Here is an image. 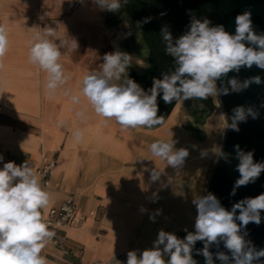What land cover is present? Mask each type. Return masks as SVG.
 <instances>
[{
	"label": "crops",
	"instance_id": "0c3cea01",
	"mask_svg": "<svg viewBox=\"0 0 264 264\" xmlns=\"http://www.w3.org/2000/svg\"><path fill=\"white\" fill-rule=\"evenodd\" d=\"M102 15L94 0H0V24L9 41L0 58V168L27 161L37 173L43 157L55 161L47 186L37 173L52 197L43 211L71 198L86 219L79 228L58 232L57 245L45 246L46 264H126L129 251L139 257L153 248L160 230L184 239L192 232L188 193L198 175L195 159L210 152L212 139L221 134L222 122L219 128L211 117L197 122L189 110L193 105L184 106V100L152 130L122 129L86 107L83 96L74 104L71 96L79 94L82 76L101 70L97 58L103 48L117 51L110 45L114 36L101 32ZM45 27L78 44L76 50L61 49L70 78L54 94L46 88L47 73L29 61L32 36ZM130 58L136 73H143L147 62ZM76 130L82 139H75ZM157 140H173L175 149L188 150L181 168L151 154ZM152 170L161 173L155 182Z\"/></svg>",
	"mask_w": 264,
	"mask_h": 264
},
{
	"label": "clouds",
	"instance_id": "9594fccd",
	"mask_svg": "<svg viewBox=\"0 0 264 264\" xmlns=\"http://www.w3.org/2000/svg\"><path fill=\"white\" fill-rule=\"evenodd\" d=\"M94 2L102 10L116 11L120 8V0ZM250 16V12H245L236 17L235 35L226 32L222 25L210 27L207 19L192 20L190 30L175 43L171 34L165 32L166 52L175 58L178 66L171 74H164L162 79L154 78L149 92H145L134 80L126 78V68L131 59L129 55L119 51L106 53L101 70L85 73L78 85L79 94L71 96V100L79 104L80 96H83L87 101L86 107L90 106L97 116L105 120L114 119L126 130L154 128L163 123L162 118L157 116V97L161 93L165 103L203 100L221 93L227 95L229 87L217 88L216 82L221 77L231 71L239 72L241 67L256 65L264 69V35H257L253 31ZM245 42L255 47L246 46ZM8 45L7 29L0 24V58L7 52ZM77 47L75 39L58 37L56 29L51 27L33 34L29 61L47 73L46 88L50 94H54L70 78L61 63V49L76 50ZM261 82L259 76L243 82L233 77L228 85L231 91L239 92L252 83ZM65 94H68V90H65ZM233 113L232 122H226V127L235 131H239V122L246 121L249 115L254 119L258 115L251 108L246 110L243 106L233 109ZM73 136L80 140L83 133L76 130ZM174 143L173 140H157L150 145V152L166 161L168 166L179 169L189 152L185 148L175 149ZM234 147L239 160L236 170L240 177L235 181L232 195H235L237 188L254 183L264 171V163L254 162L253 152H244L239 145ZM206 154L201 153L202 156ZM219 155L227 161L225 153L220 151ZM160 174V171L152 170L150 178L155 182ZM51 199V194L42 187L40 177L27 161L21 165L10 161L0 168V264H46L41 252L55 233L50 230L43 210L48 208ZM192 203L198 213L194 233L189 232L184 239H180L174 233L160 230L153 248L144 250L139 257L137 251H129L126 264H197L192 257L197 241L204 243L198 254L205 257L206 264H213L209 247L212 244L218 246L221 241L231 252V259L224 252L216 253V258L222 264H253L264 257V249H255L241 234L242 228L250 222L260 224L264 193L240 200L230 211L221 206L211 193L196 197ZM156 214H160L159 210ZM149 218L155 220L154 216ZM164 256L169 259L165 261Z\"/></svg>",
	"mask_w": 264,
	"mask_h": 264
},
{
	"label": "water",
	"instance_id": "95a60500",
	"mask_svg": "<svg viewBox=\"0 0 264 264\" xmlns=\"http://www.w3.org/2000/svg\"><path fill=\"white\" fill-rule=\"evenodd\" d=\"M126 7H130V16L138 12L139 17L131 16L132 21L144 22V18H148L146 13L153 18L158 19L161 26L170 27L172 33L182 36L183 32L190 30L192 20L203 21L207 19L210 21V27L222 25L226 32L235 35L236 31V17L245 12H250V19L252 21L253 31L257 35H264V0H120ZM112 18L105 20L106 27L119 26L120 31L111 40L110 45L117 51L126 53L131 56L127 45L134 44L137 47V61H146L147 51L142 47V39L140 35L135 34L129 37L127 34L128 24L117 23L114 19L115 11H110ZM151 17V18H152ZM150 18V17H149ZM153 20L156 25L157 20ZM151 21V20H150ZM118 24V25H116ZM139 29V26H137ZM173 41V40H172ZM130 43V44H129ZM246 46H252L247 42ZM159 49L153 50L149 48V54L163 56L164 60L160 62V73L171 74L178 66L166 56L169 57L165 48L167 44L164 37L157 42ZM148 49V48H147ZM258 50V49H257ZM167 54V55H166ZM167 59V60H166ZM155 72L154 66L149 62V68H143V73H136V65L129 64L126 68V78L134 80L145 92H149L153 85L152 74ZM259 76L261 78L260 84L252 83L246 89L239 92L231 91L228 81L233 77L240 82L245 79ZM159 79V78H158ZM152 80V81H151ZM217 88L229 87V94H219L220 102L223 105L226 122L231 124V117L233 116V109L238 106H243L246 110L251 108L258 115L254 119L248 116L246 121L239 122V131H235L230 127H226L224 138L220 147V151L227 155V161L218 154L216 164L210 176L205 195L209 193L215 195L219 200L221 206L226 210H231L232 206L245 198H254L264 193V171L255 180L254 183H249L246 186H241L235 190V195H232L235 181L240 177V173L236 170L239 160L236 158V145L244 152H253V160L257 163H264V69L253 65L251 68L241 67L239 72L231 71L227 76L221 77L216 82ZM150 94V93H149ZM162 99V93L159 95ZM179 101L173 100L171 103H164V110L160 111L158 105L157 116L164 121L175 105ZM225 122V123H226ZM154 126V128L158 127ZM154 128H142L152 130ZM239 215V211H237ZM240 224L239 221H236ZM241 234L244 235L246 241H249L251 246L255 249H264V210H261V222L256 224L250 222L245 228H242ZM204 247L202 241H197L192 250V257L197 261V264H206L205 257L198 254V250ZM209 251L213 254V264H222L216 258L217 252H224L231 259V252L224 247L223 241L212 244ZM253 264H264V257Z\"/></svg>",
	"mask_w": 264,
	"mask_h": 264
},
{
	"label": "flooded vegetation",
	"instance_id": "af4514ba",
	"mask_svg": "<svg viewBox=\"0 0 264 264\" xmlns=\"http://www.w3.org/2000/svg\"><path fill=\"white\" fill-rule=\"evenodd\" d=\"M130 7H126L121 1H120V8L115 11L114 13V19L117 23L122 24H128L127 28V34L129 37H133L135 34L140 35V38L142 39V47L146 49L147 51V56H146V67L149 68V62L154 66L155 72L152 74V80L155 79H162L163 75L160 73V62L164 60L163 56H156L153 54L152 56L149 54V48H153V50L159 49V46L157 42L164 37V33L168 32L172 36V42L175 43V41L180 37L177 35V33H172L170 27L167 28L164 26H161V24L158 23V19L153 18L152 16L147 15L148 18H144V22L140 23L139 21H132L131 16L134 17H139V13L135 12L130 16ZM150 17V18H149ZM152 17V18H151ZM157 20L156 25L153 22V20ZM151 20V21H150ZM118 25V24H116ZM139 26V29L137 28ZM189 31L186 30V32H183V35L186 34ZM130 44V43H129ZM167 44L163 47L166 50ZM148 48V49H147ZM126 49H129L131 54L136 55L137 47L134 44H130L126 46ZM168 54V53H167ZM166 54V55H167ZM168 59H170L172 62H175V58L172 57L171 55L166 56ZM167 60V59H166ZM151 80V81H152ZM190 103L193 105V107H189L190 113L194 114L196 121L199 122L203 118L205 120L209 119L210 117L213 118V121L216 119L224 120L226 122V115L225 111L223 108L222 103L220 102V96L219 94L217 96H209L207 99H188L184 100V106H187V104ZM157 104L159 105V110L163 111L164 110V103L162 100H160V96L158 95L157 97ZM201 108V109H200ZM224 122V123H225ZM226 125V123H225ZM223 126V124H222ZM226 130V129H225ZM165 258V261H167Z\"/></svg>",
	"mask_w": 264,
	"mask_h": 264
},
{
	"label": "rangeland",
	"instance_id": "374dc122",
	"mask_svg": "<svg viewBox=\"0 0 264 264\" xmlns=\"http://www.w3.org/2000/svg\"><path fill=\"white\" fill-rule=\"evenodd\" d=\"M111 18H112V15H111L110 11L103 10L102 21H101V23H102L101 24V32L104 34H109L110 36L113 35L115 37L118 34V32L120 31V27L119 26L106 27V25H105V20L111 19ZM114 51L115 50H111V49L108 50V48H103V50L99 53V56L97 58L99 64L102 65L103 56L106 53H111ZM218 119L213 121V124L216 125L217 128H219L218 126H219L220 122H222L223 126L220 129L221 134L212 139V140H214V143L212 146V150H210V152L208 150H206V153H207L206 155L197 156V159H195L196 160L195 164L199 168L198 169V175L196 176L197 178L195 180V184L190 187L189 193L187 192L189 195V198H190V206H191L190 210L192 211V214L194 215V217L190 219V220H192V223H191L192 233L195 232V220H196V217L198 214L196 206L192 203V201L196 197L205 196L206 188H207L210 176L212 174V171L214 169V166L216 164L217 157L219 154V150H220L223 138H224V132L226 129V125L224 123L225 121L222 119L220 121ZM179 229H184V227L179 225Z\"/></svg>",
	"mask_w": 264,
	"mask_h": 264
},
{
	"label": "built area",
	"instance_id": "2783aa9c",
	"mask_svg": "<svg viewBox=\"0 0 264 264\" xmlns=\"http://www.w3.org/2000/svg\"><path fill=\"white\" fill-rule=\"evenodd\" d=\"M1 111V108H0ZM55 167V161L49 160L46 157L42 158V165L37 170V173L44 179V185L47 186L48 178L52 174ZM47 222L51 231L55 236L47 243V245L55 246L59 239L57 233L71 228H79L85 223V217L77 211V206L73 199H65L59 207L44 211Z\"/></svg>",
	"mask_w": 264,
	"mask_h": 264
},
{
	"label": "bare ground",
	"instance_id": "6f19581e",
	"mask_svg": "<svg viewBox=\"0 0 264 264\" xmlns=\"http://www.w3.org/2000/svg\"><path fill=\"white\" fill-rule=\"evenodd\" d=\"M182 218V217H181Z\"/></svg>",
	"mask_w": 264,
	"mask_h": 264
}]
</instances>
